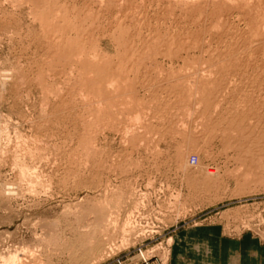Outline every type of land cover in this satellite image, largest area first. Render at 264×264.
Listing matches in <instances>:
<instances>
[{
    "label": "rangeland",
    "instance_id": "1",
    "mask_svg": "<svg viewBox=\"0 0 264 264\" xmlns=\"http://www.w3.org/2000/svg\"><path fill=\"white\" fill-rule=\"evenodd\" d=\"M194 1L206 21L188 0H0V264H175L206 228L264 248V24Z\"/></svg>",
    "mask_w": 264,
    "mask_h": 264
},
{
    "label": "crops",
    "instance_id": "2",
    "mask_svg": "<svg viewBox=\"0 0 264 264\" xmlns=\"http://www.w3.org/2000/svg\"><path fill=\"white\" fill-rule=\"evenodd\" d=\"M181 249V248H180ZM185 255L175 264H264V248L261 250L256 238L252 236H227L220 228H206V239L191 248L201 256L188 258Z\"/></svg>",
    "mask_w": 264,
    "mask_h": 264
},
{
    "label": "bare ground",
    "instance_id": "3",
    "mask_svg": "<svg viewBox=\"0 0 264 264\" xmlns=\"http://www.w3.org/2000/svg\"><path fill=\"white\" fill-rule=\"evenodd\" d=\"M189 2H192V4L186 9L187 11L186 12H189L190 13V15H191V17L193 18V16L195 15V14H204L205 16H203V20L204 21H206V2H200L199 3V1H198V3L199 4H196L197 2L196 1H194V0H188ZM216 1H218V0H216ZM230 1V0H229ZM235 1V0H234ZM259 1H261V2H259L258 3V5H255V8L253 7H251L250 8V6L253 4L254 5V2H256V0H254V2L253 1H249V0H247L246 2H245V0L244 1H240V2H237L238 4L236 5V1L234 2L235 3V5L236 6H238V7H241V9L240 10H242L243 12H244V14L249 18V19H251L252 20V23L254 24V25H257L258 23H262V24H264V1L263 0H259ZM196 2V3H195ZM249 2H250V4H249ZM252 2V3H251ZM193 3H195V4H193ZM218 4H220L219 2H217ZM229 3V2H228ZM233 3V0L231 1V4L233 5L234 4ZM218 4H216V5H218ZM257 4V3H256ZM220 5H223V3H221ZM219 5V6H220ZM236 6H234V7H236ZM257 6V7H256ZM237 8V7H236ZM242 12V13H243ZM78 20V19H77ZM67 27H69V28H72L73 27V24H72V21H70V19L68 20V22H67ZM66 25V24H65ZM120 26V25H119ZM124 25H122V27H123ZM121 28V27H120ZM126 29V28H125ZM118 30H119V28H118ZM128 31H126V32H128V33H130V31H129V29H127ZM120 31H122L123 32V29H121ZM125 31V30H124ZM83 32V31H82ZM124 33V32H123ZM128 33H124V34H128ZM54 34L57 36V34L56 33H53V37H55L54 36ZM85 34V33H84ZM83 34V35H84ZM123 35V34H122ZM61 37V36H60ZM132 37V36H131ZM82 38V37H81ZM86 38V37H85ZM50 40L52 39V38H49ZM54 39H57L58 40V37H55ZM83 39V38H82ZM57 40H55V41H57ZM54 41V43L55 44H58V43H56ZM158 42H156V44H159V45H161V44H164V40L163 39H160V40H157ZM48 42H50V41H48ZM60 43V42H59ZM127 43V44H126ZM126 44V45H125ZM125 47H126V54L124 55V56H130V57H133V55H135V57H137V59L136 60H138V61H140L141 59H143V58H145V57H152V56H154V54H157V53H159V52H163V51H165V52H170V50H168V51H166L165 49H161V50H158L157 48H154V49H147L145 52H143V53H145V54H143V56H140V55H138V51H137V53L136 54H134V52L132 51V48L133 47H129L130 45H128V42H125ZM50 46H51V44H49ZM60 45V44H59ZM132 45V44H131ZM55 46V45H54ZM56 47V46H55ZM54 47V48H55ZM60 47H61V45H60ZM84 46H81V50H83L84 48H83ZM51 48V47H50ZM52 48H53V46H52ZM52 50V49H51ZM50 50V51H51ZM54 50V49H53ZM58 51L59 49H56L55 48V50H54V52H50V53H55V51ZM134 50V49H133ZM138 50V49H137ZM62 51V50H61ZM60 51V52H61ZM58 53V52H57ZM56 54V53H55ZM54 54V55H55ZM173 54V53H172ZM53 55V54H52ZM53 55V56H54ZM58 55V54H57ZM62 57H63V55H61V57H60V59H62ZM56 58V57H55ZM56 59H58V57L56 58ZM59 59V60H60ZM49 60V59H48ZM63 60V59H62ZM137 61V62H138ZM143 62V61H142ZM50 64V63H49ZM55 65V64H54ZM112 83V82H111ZM138 106V105H137ZM142 106V105H141ZM246 122H242V123H238V122H236V125L237 126H240V132H238V133H236L235 135H238V134H244L245 136H248V137H253V136H255L256 134H257V132L256 131H254L253 129H252V127L250 126V125H247V124H245ZM235 124V123H234ZM262 132H264V130L262 131ZM263 134V133H262ZM82 239L84 240V242H85V249H83L82 250V252H81V258L82 259H88V257H90V256H92V257H99V256H101L102 254L101 253H103L104 251L106 252L107 250H106V246L107 245H109V243H110V239H106V237L105 238H102V239H99V238H95L94 236H89V235H83V237H82ZM109 248V247H108ZM107 248V249H108ZM104 252V253H105ZM104 253H103V255H104ZM101 254V255H100ZM91 257V258H92ZM90 258V259H91ZM76 257L73 259L74 261H76ZM86 259H85V261H86Z\"/></svg>",
    "mask_w": 264,
    "mask_h": 264
}]
</instances>
